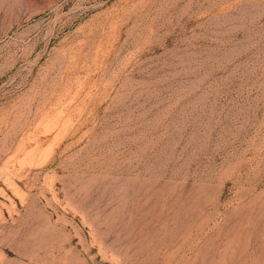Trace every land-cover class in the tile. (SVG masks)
<instances>
[{
	"label": "rangeland",
	"instance_id": "rangeland-1",
	"mask_svg": "<svg viewBox=\"0 0 264 264\" xmlns=\"http://www.w3.org/2000/svg\"><path fill=\"white\" fill-rule=\"evenodd\" d=\"M0 264H264V0H0Z\"/></svg>",
	"mask_w": 264,
	"mask_h": 264
}]
</instances>
